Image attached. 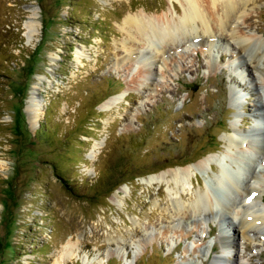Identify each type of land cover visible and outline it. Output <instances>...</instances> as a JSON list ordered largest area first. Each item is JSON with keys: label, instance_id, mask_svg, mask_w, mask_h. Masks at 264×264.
<instances>
[{"label": "rangeland", "instance_id": "rangeland-1", "mask_svg": "<svg viewBox=\"0 0 264 264\" xmlns=\"http://www.w3.org/2000/svg\"><path fill=\"white\" fill-rule=\"evenodd\" d=\"M246 1L227 28L264 39V0ZM172 4L179 9L176 0H0V264H54L69 239L74 255L59 264H264L262 227L242 237L232 233L238 217L217 209L172 216L166 184L143 183L223 151L235 114L245 130L264 102V62L241 52L237 78L225 32L158 52L144 79L121 48L123 15ZM192 181V190L204 184Z\"/></svg>", "mask_w": 264, "mask_h": 264}, {"label": "bare ground", "instance_id": "bare-ground-1", "mask_svg": "<svg viewBox=\"0 0 264 264\" xmlns=\"http://www.w3.org/2000/svg\"><path fill=\"white\" fill-rule=\"evenodd\" d=\"M176 1L179 9L172 4L167 11L161 14H149L140 10L123 15L120 28L130 38L120 42L121 48L126 52L125 54L128 53L127 58L133 56V62L141 64L142 76L145 80L149 78L152 61L158 52L163 56V53L169 52L172 46L179 45L180 42L195 46L192 38L198 33L209 36L206 40L210 43L215 39L213 31L225 32V35L229 36V39L236 45L237 52L234 54L235 58L230 59L227 66L240 80H242L239 76L240 71L237 73V69L242 63L241 52L247 53L250 61L264 62L262 61L264 60V39L255 34L238 32L235 28H227L229 20L236 22V18L244 17L243 14L239 16L238 12L247 2L246 0ZM30 13L31 16L26 22L29 38L36 31L35 9L31 8ZM195 23L199 28H196ZM237 23H239L238 20ZM258 70L260 74L264 71V69ZM242 73L245 74V72ZM234 90L233 86L229 87V96L232 101H237L239 96ZM115 100V98H110L105 105ZM39 106L40 103L32 91L27 108L29 118L33 122L37 120ZM234 106L242 107L241 104ZM254 106L260 111L253 115L254 124L249 128L243 130L237 127V117L240 114L238 112L230 120L228 127L230 130L223 136L225 140L223 151L213 152L185 166H176L149 174L142 179L146 185L166 184L172 216L178 215L179 217L183 213L187 216L201 213L213 215L214 210L217 209L222 211L221 215L228 213L232 214L235 219L238 217L237 229L232 233L237 232L245 237L248 236L249 228L260 230L262 227L264 229V154L263 147H261L264 146L262 133L264 115L261 112L264 111V102L263 104L257 103V105L254 103ZM212 165H216V170L211 168ZM250 169L254 170L253 173ZM197 175L204 179V184L201 188L192 190V176L197 177ZM188 191L192 197L186 201L183 195ZM223 197H225L224 201ZM231 243L229 240L224 242L226 245H231ZM74 251V243L69 239L59 249L54 264H59L63 258H70L74 255ZM213 264L224 263H221L218 258Z\"/></svg>", "mask_w": 264, "mask_h": 264}, {"label": "water", "instance_id": "water-1", "mask_svg": "<svg viewBox=\"0 0 264 264\" xmlns=\"http://www.w3.org/2000/svg\"><path fill=\"white\" fill-rule=\"evenodd\" d=\"M253 169H254V168H253ZM253 169H250V172H251V173H253V171H254Z\"/></svg>", "mask_w": 264, "mask_h": 264}, {"label": "trees", "instance_id": "trees-1", "mask_svg": "<svg viewBox=\"0 0 264 264\" xmlns=\"http://www.w3.org/2000/svg\"><path fill=\"white\" fill-rule=\"evenodd\" d=\"M40 129H42V126L40 127ZM43 133H45V130H43Z\"/></svg>", "mask_w": 264, "mask_h": 264}]
</instances>
